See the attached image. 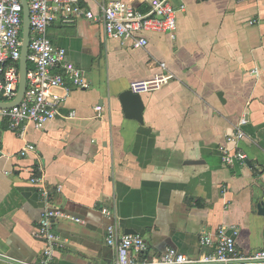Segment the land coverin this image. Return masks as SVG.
Segmentation results:
<instances>
[{
  "label": "crops",
  "instance_id": "0c3cea01",
  "mask_svg": "<svg viewBox=\"0 0 264 264\" xmlns=\"http://www.w3.org/2000/svg\"><path fill=\"white\" fill-rule=\"evenodd\" d=\"M108 1L82 5L100 15ZM185 4L176 29L147 35L143 47L78 14L48 28L78 74L66 76V99L44 129L14 130L0 117V264L40 262L46 212L61 264H113L109 226L140 235L149 257L168 247L198 257L214 249L200 237L220 228L241 251L264 248V0ZM163 64L172 77L141 92L144 121L127 118L120 93ZM239 127L245 137L228 142ZM29 143L36 149L22 155ZM221 144L246 152L247 164L224 163Z\"/></svg>",
  "mask_w": 264,
  "mask_h": 264
},
{
  "label": "built area",
  "instance_id": "2783aa9c",
  "mask_svg": "<svg viewBox=\"0 0 264 264\" xmlns=\"http://www.w3.org/2000/svg\"><path fill=\"white\" fill-rule=\"evenodd\" d=\"M84 1L87 0H28L30 40L26 90L19 103L9 108H0V117L8 119L11 129H20L26 122H33L38 129H44L57 117L66 99V76L78 74L76 66L67 59L66 49L57 45L48 34V28L60 13L99 19L103 23L106 37L130 39L135 46L143 47L148 44L147 35L174 31L178 12L186 8L185 0H181L178 6L173 0H152L149 8L137 7L129 1L111 0L101 5L100 15H95L92 8L82 5ZM23 19L21 0H0V102L14 100L19 90ZM171 77L169 69L163 64L157 77L133 81L130 89L141 93ZM98 108L101 110L100 106ZM244 137L245 133L239 127L227 141L239 143ZM34 149L36 146L29 143L21 154L25 155ZM219 150L224 163H238L241 166L247 164L246 152H231L224 144L219 146ZM32 180L40 183L42 178L34 176ZM42 192L47 198L48 191L42 189ZM38 231L46 241L38 264H61L55 260L58 236L49 212L41 218ZM106 242L117 249V259L113 264H264V248L241 251L234 236L229 235L224 228H220L214 237H200L203 246L214 245V249L198 257H189L173 247L149 257L146 253L147 245L140 235H118L114 226L108 227Z\"/></svg>",
  "mask_w": 264,
  "mask_h": 264
},
{
  "label": "water",
  "instance_id": "95a60500",
  "mask_svg": "<svg viewBox=\"0 0 264 264\" xmlns=\"http://www.w3.org/2000/svg\"><path fill=\"white\" fill-rule=\"evenodd\" d=\"M23 5V46H22V56L20 63V81L19 90L17 96L14 100L9 102H0V108H9L13 105L19 103L23 98L26 90L27 82V55L30 40V12L28 0H21ZM119 100L122 105L123 113L127 118L135 119L139 122L144 121L143 113L145 110L144 100L140 92H134L132 89H127L122 91L119 95ZM259 214L264 215V202L258 205Z\"/></svg>",
  "mask_w": 264,
  "mask_h": 264
}]
</instances>
